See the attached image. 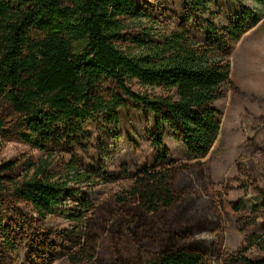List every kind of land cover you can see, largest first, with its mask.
Here are the masks:
<instances>
[{
    "label": "trees",
    "instance_id": "16d2710c",
    "mask_svg": "<svg viewBox=\"0 0 264 264\" xmlns=\"http://www.w3.org/2000/svg\"><path fill=\"white\" fill-rule=\"evenodd\" d=\"M170 1L0 0V145L22 148L0 153V264H212L215 248L197 235L218 229L222 211L262 231L221 264H264V182L250 207L205 195L202 166L176 167L162 151L168 131L191 160L208 155L232 47L259 19L243 12L194 33L210 0H180L184 20L163 27ZM130 108L153 120V164L97 207L79 200L67 227H48L97 180L79 160L88 129L116 127ZM255 119L264 128V107Z\"/></svg>",
    "mask_w": 264,
    "mask_h": 264
},
{
    "label": "rangeland",
    "instance_id": "374dc122",
    "mask_svg": "<svg viewBox=\"0 0 264 264\" xmlns=\"http://www.w3.org/2000/svg\"><path fill=\"white\" fill-rule=\"evenodd\" d=\"M210 6L212 16L196 18L189 24L194 33L198 27L205 28V21L226 24L243 12L255 16L259 23L232 47L231 87L215 106L220 132L208 155L201 160H191L184 145L168 131L164 133L162 151L168 154L176 167L202 166L204 178L195 179L196 186L205 195L217 193L220 198L223 196L238 205L250 207L260 202L256 188L264 182V153L261 151L264 148V128L255 119L264 107V0H210ZM168 7V16L161 20L163 27H173L184 20L180 0H171ZM87 132L88 142L82 144L79 160L86 171L96 175L97 180L94 184L83 185L78 197L57 209L48 218V227H67L69 216L73 217L76 211L78 213L79 200L84 198L97 207L116 189L127 188L133 173L143 166L152 165L155 160L152 141L157 138V133L153 120L135 108L121 112V120L116 127L91 126ZM21 150L15 145H0V153L5 159L16 157ZM250 171H253L255 180L246 179ZM200 205L202 209L206 206L204 202ZM239 226L238 219L222 211L218 229L197 235L209 248H215L212 264H221L225 254L235 252L244 235L262 231L256 228L241 231ZM247 257L253 259L259 254L250 251Z\"/></svg>",
    "mask_w": 264,
    "mask_h": 264
}]
</instances>
